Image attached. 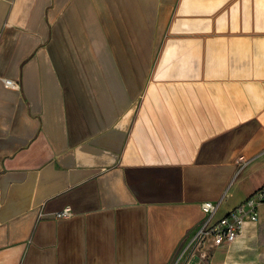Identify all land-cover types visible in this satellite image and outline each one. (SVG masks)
Returning a JSON list of instances; mask_svg holds the SVG:
<instances>
[{"label":"crops","instance_id":"1","mask_svg":"<svg viewBox=\"0 0 264 264\" xmlns=\"http://www.w3.org/2000/svg\"><path fill=\"white\" fill-rule=\"evenodd\" d=\"M263 149L264 0H0V264H171Z\"/></svg>","mask_w":264,"mask_h":264},{"label":"built area","instance_id":"2","mask_svg":"<svg viewBox=\"0 0 264 264\" xmlns=\"http://www.w3.org/2000/svg\"><path fill=\"white\" fill-rule=\"evenodd\" d=\"M4 84L15 86V83L9 79H4ZM262 154H264V149ZM237 163L239 170H241L247 162L243 158H239ZM262 204H264V186L248 196L232 211L214 221L219 202H203L201 207L204 217L188 240L184 251V253L187 251L188 256L183 264H212V251L219 246H228L234 243L246 221L257 222L258 208ZM70 215L71 210L69 208H64L55 213L57 218H65ZM192 247L193 250H190Z\"/></svg>","mask_w":264,"mask_h":264},{"label":"rangeland","instance_id":"3","mask_svg":"<svg viewBox=\"0 0 264 264\" xmlns=\"http://www.w3.org/2000/svg\"><path fill=\"white\" fill-rule=\"evenodd\" d=\"M249 171H250V174H249ZM247 175H250L249 180L245 179ZM263 179H264V154L260 157V159H258L256 164L248 167L246 171H244L238 178H236L235 181H233L230 184L229 186L230 190H228V195L224 199V202L222 203V205L217 210L214 216V221L220 219L221 217L226 215L228 212L232 211L234 207H237L239 204H241L244 201L243 200L242 202H240L238 200L240 197V194H242L241 186L244 180L250 183H256L257 181H262ZM189 238L190 236H187L185 238L181 246V249L179 250V254L176 256V258L171 264H178V263L183 264L184 263V260L188 256L186 254L187 251L185 253L184 251L187 247ZM190 250H193V247Z\"/></svg>","mask_w":264,"mask_h":264}]
</instances>
